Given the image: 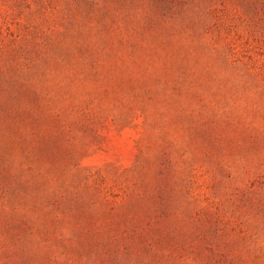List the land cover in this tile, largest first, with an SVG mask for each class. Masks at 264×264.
<instances>
[{
	"label": "rangeland",
	"instance_id": "rangeland-1",
	"mask_svg": "<svg viewBox=\"0 0 264 264\" xmlns=\"http://www.w3.org/2000/svg\"><path fill=\"white\" fill-rule=\"evenodd\" d=\"M0 264H264V0H0Z\"/></svg>",
	"mask_w": 264,
	"mask_h": 264
}]
</instances>
